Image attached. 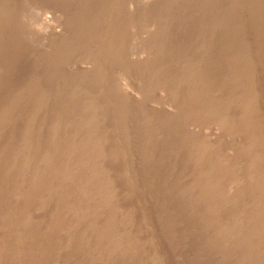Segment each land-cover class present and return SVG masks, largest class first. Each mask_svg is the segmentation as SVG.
Listing matches in <instances>:
<instances>
[{
  "label": "bare ground",
  "instance_id": "1",
  "mask_svg": "<svg viewBox=\"0 0 264 264\" xmlns=\"http://www.w3.org/2000/svg\"><path fill=\"white\" fill-rule=\"evenodd\" d=\"M105 1L106 0L104 1L94 0L93 4L95 9L93 8V10L97 13V17H98L94 27L102 25L103 20L101 19L100 21L99 18L103 16L102 13L104 12L102 11L105 8L102 2H104V4H108V2ZM197 2L198 0L196 1V4ZM255 2H257L259 5L264 4L263 3L264 0H255ZM84 3L85 0L73 1L72 8L70 7L71 9H70L69 17L67 18V20L62 21L65 29L69 27L73 28L74 25L80 22L79 20L80 18L78 19V15L84 12L83 11V9L85 8ZM108 6L110 7V5ZM119 10H121V8ZM213 10L211 9V11ZM237 10L239 9L237 8ZM80 11L82 13H80ZM239 11L240 13L242 12L243 14H245L244 16L241 15L243 18H245V20H252L255 17L254 12L256 13V11L251 9L247 10V12L244 10L243 11L239 10ZM85 12H87L86 9ZM107 12L109 11L107 10ZM111 16L113 15L111 14ZM118 17L115 18H117L116 21H118V23L120 24V22L124 20L122 18L124 17L123 13H122V17L121 14L118 15ZM232 17H234L233 13H232ZM226 18H228V20H231L229 16H227ZM107 19L109 20L108 17ZM228 20L226 19L224 20L223 18L221 22H225V23H223L222 25H218V29L216 28L217 31H213L209 33V35H205L204 37L197 36V42L200 45L202 43L204 44V42H209L207 40H211V41L220 40L222 42L223 40L225 41L226 39H229L231 37H238L236 39L234 38V42L232 44L230 43V45H225L222 47L220 46L221 47L220 50H222L223 52H232L233 57L232 55H230V53H227V55L229 54L232 57V63L230 64L229 69L227 68V70L224 71L219 77L217 76L218 79L213 78V75L212 77L210 76L203 77L202 71L204 69V66L212 58L211 55L209 54L210 52L206 53L205 52L206 50L202 52L204 53V55L201 56L200 59H194V58L190 59L188 57H185L186 62H184L183 60L177 63L175 66L178 68V70H180L179 73L180 74L183 73L184 76L177 77L174 79L173 77L170 76L169 78L164 77V76H168V70L174 69V71H176L175 66H173L172 65L173 63H171L170 61V59H172L170 57H174L172 51L167 50L164 47L167 46L170 42L168 39L164 38L165 36H161L160 41L159 42L157 41L158 46L155 47V49H153L152 51H150L148 55L144 54L145 51L143 53H141V50L137 52L136 49L138 50L140 45L139 47H137L135 43H132L131 45L132 48H129L130 45L127 46L129 55L120 57L123 58L120 61L123 62L124 64L123 67L126 68L123 70L122 73L129 75L131 72H133V74H137L139 80H141L140 78H143L142 80L146 82L145 86L142 87L143 91L138 90L137 92H133L126 89V87L125 88L122 87V85L124 84L123 83L121 85L120 81L122 79L116 82L113 81L115 82V84L113 86L111 85L112 86L111 89L113 90L111 93H113V95L116 97V100L109 97L110 95L106 96L105 94L99 100L101 106V108L100 107L99 108L101 109V112H103L104 115H107L109 111L111 113L112 110L115 109L118 110L120 107H122L121 103L123 104L124 102V101L122 102V98H123L122 95H127V97L128 96L130 97L129 98L130 101H133L137 104H139V102H143L150 106L151 111L149 112V114L148 115L146 113L143 114V116L146 115L148 117V119H145L147 120V122L149 120L148 124H151L154 121L158 120L157 118L159 116L161 117L159 112L161 111L163 115L169 117L171 126L176 128V126L181 124L180 120L184 121L185 124L187 125L184 131L177 132L176 134L177 139L180 138L179 140H181V136H185V135L189 137L194 134L195 135L202 134L200 135L202 136V139H200V141L194 143L192 142L193 144H190L189 148L188 147L187 148L192 152H196V153L203 152L206 154L208 153L210 154L205 156H201L200 154V157L197 155L199 158L194 157L195 159L190 168V174L188 176L190 177L193 174L195 177L198 178V180L193 185L186 187V197L184 200L182 201L180 200L181 202H179L177 207L179 206L178 208L179 210L181 209L180 211L182 210L190 211L189 210L191 207L190 204L192 205L193 201L198 202L197 200L199 201L202 200L201 202H204V204L203 203L200 204L201 205L200 216L198 219H195L199 225L207 227V225L211 226L214 224V226L217 225L221 228L224 227L225 225L229 226L228 233L229 232L230 233L227 234V237L225 236V238H227V241L224 244L217 242L213 239L210 240V236H208L209 233L206 231L203 232L204 235L201 234L203 238H205L206 240L205 246L208 251L215 250L217 252L218 250L220 252L222 248L227 247V246L225 247V244L229 246L232 245L231 247L233 248L234 246L240 248L244 245L247 248V253L246 255L244 253L243 257H241L242 261L240 262V264H264L263 252H262L263 255H259L255 251L258 250L260 247H263L264 249V236L262 237V235L260 234L264 231V209L261 208L258 210L254 208L263 205L264 203V168H263L264 167V87H263L264 85L259 86V84H257L260 78L263 80L264 63H260V66L256 65L257 66L256 67L252 59L254 56L256 58L257 57L264 58V51L259 49V47L261 46L260 44L264 43V29L262 31H258L255 33L252 32L248 34L247 37H243L242 35L239 36V34L240 33L244 34V32L247 30L246 26H244L245 30H243L242 24L241 26L240 24L236 23V21L235 23H228L229 22ZM87 22H85L84 24L86 26L85 27L86 31L91 27V23L87 24ZM126 23L127 22L125 21L124 25ZM114 25L116 26V24ZM125 27L127 28V26ZM61 30L62 29L53 31L51 35H55L54 37H56V35L59 36L64 34L63 31ZM89 30L92 29L90 28ZM112 33L115 32L113 31ZM115 34H117V32ZM118 34L120 35L121 33ZM110 35L112 34L110 33ZM192 40L194 41V39ZM108 41H109L108 44L111 47L112 44H114L115 40L110 39ZM76 42L77 44H75V51L81 52L83 49L85 50V48L89 47L90 45L97 44L99 40L95 38H91V36L90 37L83 36V38L80 37L79 40ZM104 42L106 44V40ZM96 48L94 50H96ZM130 50H133V53H131V55H130ZM85 54L84 56L82 55L81 57L82 60L81 58H79L80 61L82 62L78 63V65L80 66V69H82V72L91 71L92 73L93 72L95 73V74L93 73L94 75L92 78V82L98 86V84H100V81L102 80L101 78L103 75L97 72V68L98 67L101 68V65H99L98 63L99 55H94V54L85 55ZM229 55L228 57L230 58ZM219 58L221 57L219 56ZM148 59H152V60L147 61ZM212 59H214V57ZM60 60H62L61 63L64 62V64H67L70 61L71 62L73 60L76 61V56L72 51V53L62 54V58ZM127 60L128 63L130 62L129 60H136L137 63H141V64L148 63V64L147 67H145L144 64L145 69L143 68L140 69L137 66L136 68L132 67L133 68L132 69L129 67V65H127L128 63H125L127 62ZM117 64L118 63H116V65ZM118 67H121V65ZM106 68L108 67H105V69ZM100 71L102 72L103 70L101 69ZM60 72L61 71H59V73ZM34 73H37L36 69L32 71V76H35ZM122 73L118 74L117 78L120 79L122 77ZM162 75L164 76L161 77ZM57 76L52 75L51 79L54 81L58 78ZM132 77L134 78L135 76L132 75ZM137 77L135 79H137ZM132 79L130 77L129 82L134 83L133 81L135 80L133 79V81H131ZM215 80L216 81L219 80L220 83L218 84L216 82L215 84ZM172 83L173 85L171 86ZM255 84L258 86H255ZM72 86L73 87L70 89L71 96L69 95L70 100L66 104L64 103L65 107L68 108L69 111L78 112V114L80 113V115L84 114L83 116L85 118H88V122L85 123L82 126V128H80V131L88 133L89 131H91L92 128L96 127L97 123H99L96 117H89L90 113L92 114L95 111L94 105L91 103H87V104L83 103V96H82L83 91H81L82 89H79L76 83ZM128 87L130 88V86ZM172 87H175V89ZM101 89L103 90V88ZM225 90L228 92V94L225 93L226 92ZM221 91H223V93ZM25 92L27 93L28 90ZM33 92L34 93L30 92V94H32L34 99H36L40 113L42 109H44V104L42 103V100H40L41 91L35 89L33 90ZM108 94H109V90H108ZM224 95L226 96L224 97ZM153 102H157V104H154ZM11 103L12 102H9L8 106L6 105L7 107L5 106V104L0 106V116L5 115L4 112L6 111L9 112ZM119 105L121 106L119 107ZM129 105L131 106V108L134 107L130 103ZM126 107L124 108L126 109ZM36 108H34V110ZM145 108L146 107H144L143 109ZM152 110L154 111L158 110L157 112H159V114L156 112L158 114L156 115L155 112L153 113ZM146 116L141 118L142 119L147 118ZM35 117H36L35 114H31L29 116V120L27 119V121L30 122L32 121L31 119ZM99 117H101V115ZM115 118L116 119L118 118L119 123L120 122L125 123L128 118V113L127 111L125 112L123 111L121 114L118 113V117ZM125 127L126 126H124V128ZM54 131L56 132V129ZM26 134L30 135L31 133L30 134L26 133ZM205 135H208L210 138L212 137V139L205 137ZM55 136L56 135L52 137ZM222 136L238 137L240 140H242L243 142L239 145L237 144L234 150L237 151L238 153L243 154L244 156L242 157L244 158L245 156L248 157L249 155H251L252 157L255 156L252 162L249 165L245 163L242 164L238 161L236 163L235 160H231L233 158L232 157L229 159L228 158L225 159L226 161L225 166L221 168L219 162L222 160L217 154H214L215 152L213 153V151H221L222 144L216 141L220 139ZM52 137L50 138L52 139ZM125 144H130V143L128 142ZM67 145H63V146H67ZM31 146L32 145L28 143L25 146V148H23L24 149L23 153L21 152V154L13 157L9 161V169L11 170V168L15 167V165H17L16 168L18 170L23 169V167L26 169H30L33 166L28 167L29 164H35L38 165V167L36 168L34 173L31 174V176L29 175L17 176V178L13 180L11 184L8 183V187L5 186L6 181L3 182L4 186L7 189H3L0 192V220L1 221H3L4 219L8 220L6 226L9 228L7 230L8 233L10 234L8 240L7 238L6 240L5 238L3 239L4 235L0 234V242H1L0 264H172L174 262L176 263L178 262L177 254L179 253L173 252L174 257L172 256L171 259L172 261H170L169 255H167L165 252V250L167 249L170 250L169 246H167L168 243L166 242V240H163L162 238H160V241H158V238L161 236H159V234L156 233L157 224L153 220L152 216H150V211H149V206L154 203L155 198L148 197L144 199V195L146 196L148 193L147 192L148 190L146 191V187L144 186V183H140L134 180L132 181V184L129 183L131 181L130 170H133L132 164H128L127 163L128 161H126V157L129 151H124L122 148L121 150L114 151L112 158L115 162H117V165L115 164L117 169L114 173L106 174V172H104L103 162L101 161L103 152L96 147L92 151L90 150L87 151V149L85 150L87 153L84 158L87 159L84 161L76 160V157L74 155L75 151L74 150L70 151V149L68 148V153H66L67 156L66 157L64 156L61 160L59 159V161L57 159L53 160L52 159L53 157L52 158L47 157L49 156L48 154L46 156L44 155L45 157H43L42 160L40 161L36 160L38 162L37 163L34 162L33 159L32 161L29 160L30 158H33L32 156L33 154L31 153V151H29L30 150L29 148H31ZM51 146L54 147L52 149L53 153H55L56 151L58 152V150L62 148L60 147L61 145L60 146L57 145L55 140ZM129 155L130 154H128V156ZM27 157L30 158L28 159ZM171 160H175V159L172 158ZM55 163L56 166H54ZM170 163H172V161ZM39 168L40 170H38ZM242 174L252 176V179L249 181L247 185H245V183L243 184L240 180ZM187 177L185 176L184 178H186L185 181L188 182L189 179H191L192 177L191 178H187ZM3 179H5V177H3ZM72 179H74L73 185H71L68 188V184ZM183 183L182 184L175 183L174 185L173 184L169 185L168 189L171 188L172 189L171 191H173V189L181 187L182 185L185 184ZM117 184H119V187H117L118 186ZM119 188H121V190L123 189V191H121ZM249 190L251 191L256 190L257 192L255 194L248 195L247 193L249 192ZM72 192H75V196H76L75 201H72V199L68 196V195H72ZM122 193L123 196H121ZM153 195L154 194L152 193L151 195L148 194V196H153ZM182 196L183 195H181V197ZM238 196L240 197L238 198ZM158 200L161 199L158 198ZM159 203L165 204V201L161 200L159 201ZM121 206H123L124 208H121ZM247 208H254L255 210H257L256 214L245 212ZM141 216L143 217L141 218ZM139 217L141 218V224L139 223L141 227L136 226V222H137L136 220H138ZM37 218H38V222H36ZM250 225L253 226L251 237L248 239L247 238L244 239L243 242L242 238H244L245 235L241 238V234L244 233L246 230H248ZM224 232H222V234ZM88 234L89 235L94 234L98 242L88 243L89 241L85 240ZM76 238L80 240V243L82 242L83 243L81 247H78L77 249L74 250L72 249L74 246L72 247L71 244L75 245L74 239ZM145 238L149 240L147 243L140 242L143 241L142 239ZM190 238L196 239L195 234L192 232L189 233L188 240H190ZM177 244L179 243L177 242ZM31 246H34V248L37 250L35 255L33 253L30 254L31 253L30 250L32 249ZM183 247L185 248V246ZM120 256H124V257L119 258ZM232 256H234L233 258L237 257L236 254ZM231 263L233 262L231 261Z\"/></svg>",
  "mask_w": 264,
  "mask_h": 264
},
{
  "label": "rangeland",
  "instance_id": "2",
  "mask_svg": "<svg viewBox=\"0 0 264 264\" xmlns=\"http://www.w3.org/2000/svg\"><path fill=\"white\" fill-rule=\"evenodd\" d=\"M73 1L74 0H0V103H1L0 106L4 104L5 106L6 105L8 106V103L12 102L11 103L12 105L10 104L9 112L6 111L4 112L5 115L0 116V182H1L0 192L3 189H7L6 187H8V183L11 184L13 180L17 178V176H21V175L31 176V174H33L36 168L38 167V165L29 164L28 167L33 166L30 169H26L23 167L21 171L16 168L17 165L11 168V170L9 169V161L13 157L21 154V152L23 153L24 151L23 148H25V146L28 143L32 145L31 148H29L30 149L29 151H31V153L33 154L32 155L33 158H30V157H27V158L28 159L30 158L29 159L30 161H32L33 159L34 162H37L38 160L39 161L42 160L43 157H45L48 154L49 156L47 157H50V158L53 157L52 158L53 160L57 159L59 161V159L61 160L64 156L65 157L67 156L66 153H68V148L70 149V151H73V150L75 151L74 155L76 157V160L84 161L87 159V158H84L87 153L85 150L87 149V151L88 150L92 151L96 147L100 151L103 152L101 161L103 162L104 172H106V174L114 173L116 171L117 162H115L112 158L113 152L117 150H121L122 148L124 151H129L128 154H130L129 156L127 154V157H126V161H128L127 163L132 164V169H133V170H130L131 171V174H130L131 181L129 183L132 184L133 180L138 181L140 183H144V186L146 187V191L148 190L147 195L146 196L144 195V199L148 197L155 198L154 203L149 206V211H150V216H152L153 220L157 224L156 233H158L159 236H161L158 238V241H160V238H162L163 240H166V242L168 243L167 246H169L170 250L167 249L165 250V252L167 255H169L170 261H172L171 259L173 256V252L179 253L177 254L178 262L177 263L174 262L172 264H223V263L230 264L231 261L234 264H240V262L242 261L241 257H243L244 253L245 255L247 253V248L244 245L240 248L235 247V246L233 248L231 247L232 245L229 246L225 244V247L226 246L227 247L222 248L220 252L218 250L217 252L215 250L213 251L207 250L205 246L206 240L201 235V234L204 235L203 232L206 231L209 233L208 236H210V240L213 239L223 244L227 241V238H225V236L227 237V234H229L230 232L228 233L229 231L228 225H225L222 228L217 225L214 226V224L211 226L207 225L206 227V226H201L196 222L195 219H198L200 216V211H201L200 204L201 203L204 204V202H201L202 200L200 201L197 200L198 202L193 201L192 205L190 204L191 206L189 209L190 211L188 210L180 211L181 209L179 210L178 208L179 206L177 207L179 202L184 200L186 197V187L193 185L198 180V178L195 177L193 174L190 177L188 176L190 174V168L193 164L194 159L198 156L200 157V154L201 156L210 154V153L206 154L203 152L196 153L188 149L190 144H193L194 142H198L200 141V139H202V136H200L202 134H196V135L194 134L192 135L193 137L189 136L190 138L185 135V136H181V140H179L180 138L177 139V136H176L177 132L184 131L187 125L185 124L184 121L180 120L181 124L179 123L180 125L176 126V128L171 126L169 117L163 115L161 111H159L161 117L159 116L157 118L158 120L154 121L151 124H148L149 120L148 122L147 120H145V119H148V117L146 115L143 116V114L145 113L147 115L149 114V112L151 111L150 106L143 102H139V104H137L133 101H130L129 99L130 97L129 96L127 97V95H122L123 97L122 102L123 101L125 102V103L123 102V104L121 103L122 107H120L121 105H119L120 108L118 110L116 109L112 110L111 113L109 111L107 115H104L103 112H101V109H100L101 106H100L99 100L105 94L106 96L110 95L109 97L116 100V97L113 95V93H111L113 91L111 87L115 84L116 81H120L121 79H122L120 81L121 85L124 83L123 84L124 86L122 85V87L124 88L126 87V89L133 91V92H137L138 90L143 91L142 87L145 86L146 82L142 80L143 78H140L141 80H139L137 77V74H133V72H131L129 75L122 73L123 70L126 68L123 67L124 64L123 62L120 61L123 58H120V57L129 55L127 46L130 45L129 48H132L131 46L132 43H135L137 47H139L140 45L138 50L135 48L137 52L141 50V53H143L145 51L144 54L148 55L150 51H152L153 49H155V47L158 46L157 43L160 41L161 36H165L164 38L170 41L169 44L164 47L167 50L172 51L173 53L174 57H170L172 58L170 59V61L171 63H173L172 64L173 66H175L177 63L183 60L184 62H186L185 57H188L190 59L191 58L200 59L201 56L204 55V53H202L203 51L206 50L205 51L206 53L210 52L209 54L211 55L212 58L214 57V59L211 58L212 61L211 59L209 60L208 62L209 65L207 63L204 66L202 74H203V77L204 76L212 77L213 75V78L218 79V77L224 71H226L227 68L229 69L230 64L232 63V57H233L232 52H223L220 49L222 46L230 45V43L232 44L234 42V38L236 39L238 37H231L229 39H226L225 41L223 40L222 42L220 40L219 41L212 40L213 42L211 40H207L209 42H204V44L202 43L200 45L197 42V36L204 37L205 35H209V33L213 31H217L218 25H222L223 23H225V22H221V20H223V18L224 20L225 19L228 20V18H226L227 16H229L231 19V20H228L229 21L228 23H235L236 21V23L243 25V26L241 25L243 27V30H245L244 26H246L247 28V30L245 31L246 33L245 32L244 34L240 33L239 36L242 35L243 37H247L248 34L252 32L255 33L258 31H262L264 29V4L259 5L257 2H255V0H238V1L237 0H206V1L198 0L197 4H196L197 0H112L114 3L111 0H106L105 2H108V4H104V2H102L104 7L106 8V9L104 8V10L102 11L104 12L102 13L104 17L102 16L101 18H99L100 21L101 19L103 20L102 25L94 27L95 22L98 19L97 13L93 10V8L95 9L94 4H93L94 0H85V3H84L85 8L83 9L84 12L82 13L80 11V13L82 14L78 15V19L80 18L79 19L80 22L74 25L73 28L69 27L65 29L62 21L67 20V18L69 17L70 9L72 8ZM217 4L219 7L217 6ZM108 5H110V7ZM127 6L128 7L131 6V7L128 8ZM120 8L121 10H119ZM237 8L239 10H242V11L244 10L246 12L247 10H250V9L254 10L256 11V13L254 12L255 17L252 20H245V18L242 17L245 14H243L242 12L240 13V11L237 10ZM85 9L87 12H85ZM211 9L212 10L214 9V10L211 11ZM105 10L106 12L107 10L109 12L106 13ZM122 13L124 17H122ZM232 13L234 17L236 16L237 17L236 18L232 17ZM111 14L113 16H111ZM120 14H121V17L127 22L126 23L127 25L126 24L124 25L125 23L124 20L120 22V24L118 23V21H116L117 18L115 17H118V15ZM107 17L109 18V20L107 19ZM85 22H87V24L91 23L90 28L92 30H89L90 29L89 28L86 31V28H85L86 26L84 25ZM114 24H116V26ZM79 26L81 27V29ZM125 26H127V28ZM58 29H62L61 31H63L64 34L59 35L60 37L57 35L56 37H54L55 35H51L53 31H56ZM118 29L120 32L118 31ZM132 30L135 31L136 34ZM113 31L115 33L117 32V34L112 33ZM165 31L167 34L165 33ZM44 32L47 34H45ZM110 33L112 35H110ZM118 33H121V34L119 35ZM133 35H136V36H133ZM83 36H88V37L91 36V38L98 39L99 42L97 44H94L95 46L90 45L89 47L85 48V50L83 49L84 51L82 50L81 52L80 51L76 52L75 51V44H77L76 41H78L80 37L83 38ZM123 36H126V37H123ZM191 38L194 39V41ZM110 39L115 40L114 44H112L111 47L108 44L109 42L108 40ZM105 40H106V44L104 42ZM154 43H156L157 45ZM188 45L191 47H189ZM260 45L261 46L259 47V49L264 51V43ZM201 46H204V47H201ZM95 48L96 50H94ZM72 51L76 56V61L74 60L72 62L70 61L71 64L70 62L68 63L66 62L67 64H64V62H62L63 63L62 64L61 63L62 60H60L62 58V54L72 53ZM212 52H213V55H212ZM85 53L99 55L98 63L99 65H101V68L98 67L97 72L103 75L101 78L102 80L100 79L101 81H100V84H98V86L92 82V78L95 73L93 72L94 73L93 74L91 71H83L84 72L83 73L82 69H80V66L78 65V63L82 62L80 61L79 58H81L82 55L84 56ZM131 53H133V50H130V55ZM227 53H230L232 57L228 54L230 56L229 58ZM88 54H85V55H88ZM219 56L221 58H219ZM252 59H253L255 66L256 65L260 66V63H264L263 57L256 58L254 56ZM151 60L152 59H148L147 61H151ZM129 61H130L129 63H128V60L125 63H128L127 65H129L130 68L132 67L136 68L137 66L140 69L142 68L145 69V67H147V64H148V63H142V64L137 63L136 60H129ZM116 63L120 64L121 67H118L120 65L117 64L118 65L117 66ZM144 64H145V67H144ZM73 65H75L79 69ZM105 67H108V68L105 69ZM67 68H69L70 70ZM35 69L37 73H34L35 76H32V71H34ZM101 69L103 70L102 72L100 71ZM175 70L176 71H174V69H170L168 70V76L162 75L161 77L164 76V77L169 78L170 76L175 79L177 77L184 76L183 73H181L182 75L179 73L180 70H178L176 66H175ZM59 71L61 72L59 73ZM120 73H122V77L119 79L117 78V76ZM52 75H56V76L59 75L57 76L58 78L54 80L55 82L51 79ZM132 75L135 77L133 78ZM130 77L131 79L133 78L135 80V81H133V79L131 80L134 83L129 82ZM136 77L137 79H135ZM74 82L79 87V89H82L81 91H83L82 92L83 103L85 104L91 103L94 105L95 111L92 114L90 113L89 117H96L97 120L99 121V123L96 124V127H94L95 129L92 128L91 131H89L88 133L80 131V128H82V126L88 122V118H85L83 116L84 114L80 115V113L78 114V112L69 111L68 108L65 107V104L70 100V96H71L70 89L73 87L72 85L75 84ZM216 82L218 84L220 83L219 80L217 81L215 80V84ZM257 84H259V86H263L264 77H263V80L260 78ZM172 85L173 83L171 84V86ZM128 86H130V88ZM217 86H216V89H217ZM255 86H258V85L255 84ZM101 88H103V90L105 91H103ZM172 88L175 89V87H172ZM35 89H38L41 91L40 100H42V103L44 104V109H42L40 113H39V108H38L36 99H34L32 94H30V92L34 93L33 90ZM27 90L29 93L25 92ZM108 90H109V94H108ZM221 92L223 93V91ZM225 93L228 94L227 91ZM225 96L226 95H224V97ZM129 103L132 104V106L134 107L131 108ZM153 103L157 104V102H153ZM124 107H126V109ZM144 107L146 108L143 109ZM34 108H36L37 110L36 109L34 110ZM123 111L124 112L127 111L128 118L125 123H121V122L119 123L118 118L116 119L115 117H118V113L121 114ZM152 111L153 113L155 112L156 115L159 114V112H157L158 110L157 111L152 110ZM31 114H35L36 117L32 118L31 119L32 121L29 122L27 121V119L29 120V116ZM99 114L101 115V117H99L100 116ZM145 116L147 118H144V119L141 118ZM82 117L85 119H83ZM70 118H73V119H70ZM124 126L126 127L124 128ZM54 128L56 129V132L54 131L55 130ZM26 133L28 134L31 133L32 135L31 134L27 135ZM54 135L56 136L52 137ZM50 137H52V139ZM205 137L210 138L208 135H205ZM231 137L222 136L221 137L222 139L221 138L218 140L215 139L217 140L216 142L222 144L221 151H213V153L215 152L214 154H217L222 160L219 162V164L221 165L220 167L222 168L225 166V163H226L225 159L227 158L229 159L232 157L233 158L231 160H235L236 163L238 161L242 164L245 163L249 165L255 156L252 157L251 155H249L248 157L245 156V158L242 157L244 155L235 151L234 148H236L237 144L239 145L243 141L240 140L238 137H232V139ZM49 138L51 139V141ZM210 139H212V137ZM54 140L56 141L57 145L59 146L61 145L60 147H62L60 148V150H58V152L56 151L55 153H53V150H52L54 147L51 146L52 143H54ZM128 142L130 144H125ZM63 145H67V146H63ZM172 158L175 160H171ZM171 161L172 163H170ZM54 166H56V163ZM38 170H40V168ZM183 176L184 177L188 176L187 178H191V177L192 178L189 179L190 182L189 181L187 182L185 181L186 178H184ZM3 177H5V179H3ZM251 179H252V176L242 174L240 180L243 184L245 183V185H247ZM73 180L74 179H72L70 183L68 184V188L71 185H73ZM242 180L243 181L245 180V181L243 182ZM5 181H6L5 183L6 187L4 186V183H3ZM175 183H181V184L183 183L184 185L173 189V191H171L172 190L171 188L168 189L169 185H172V184L174 185ZM117 185H118L117 187H119V184ZM119 189L121 190V188ZM121 191H123V189ZM256 192H257L256 190H252V191L249 190L247 194L251 195V194H255ZM151 193L154 195L148 196V194L151 195ZM181 195L183 196L181 197ZM68 196L72 199V201L76 200L75 192H72V195H68ZM121 196H123V193L121 194ZM157 197L165 201V204L159 203V201L161 200H158ZM239 197L240 196H238V198ZM174 201H175V204H174ZM119 205H122V204H119ZM121 208H124V207L121 206ZM254 208L258 210L261 208L264 209V203L263 205H260ZM254 208H247L245 212L256 214L257 210H255ZM176 209H177V212H176ZM119 211H122V210H119ZM181 215L182 216L184 215V216L182 217ZM142 217L143 216H141V218ZM141 218L139 217L138 220H136L137 227H141L140 226ZM36 222H38V218L36 219ZM7 223H8L7 219H4L3 221L0 220V234L4 235L3 239L5 238V240L6 238L8 240L10 237V234L8 233V230H7L9 228L6 226ZM252 231H253V226L250 225L248 230H246L244 233L241 234V238L244 235L246 236L242 238L243 242H244V239L246 238L248 239L251 237ZM191 232L195 234L196 239L190 238V240H188V234ZM222 232L224 233L222 234ZM219 233H221L222 235ZM260 234L263 237L264 231ZM85 240L89 241L88 243L98 242L94 234H91V235L88 234ZM142 240L146 241V242L140 241L142 243H147L149 241L146 238ZM191 241H192V244H191ZM74 242H75V245L71 244L72 247L74 246L72 248L74 250L77 249L78 247H81L83 243V242L80 243V240H78L77 238L74 239ZM177 242L181 245L177 244ZM183 246H185V248ZM31 248L33 250L31 249L30 250L31 253L30 252L29 253L30 254L33 253L35 255L37 250L34 248V246H31ZM255 251L259 255L264 254L263 247H260L258 250H255ZM234 254H236L238 258L237 257H235L236 259L233 258L234 256L232 255ZM123 257L124 256H120L119 258H123ZM228 258L230 261L228 260Z\"/></svg>",
  "mask_w": 264,
  "mask_h": 264
}]
</instances>
